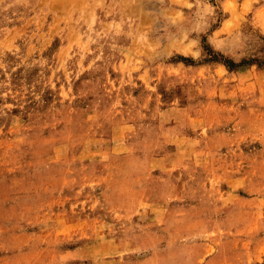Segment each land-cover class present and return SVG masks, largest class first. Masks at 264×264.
<instances>
[{
  "label": "rangeland",
  "instance_id": "rangeland-1",
  "mask_svg": "<svg viewBox=\"0 0 264 264\" xmlns=\"http://www.w3.org/2000/svg\"><path fill=\"white\" fill-rule=\"evenodd\" d=\"M0 264H264V0H0Z\"/></svg>",
  "mask_w": 264,
  "mask_h": 264
}]
</instances>
